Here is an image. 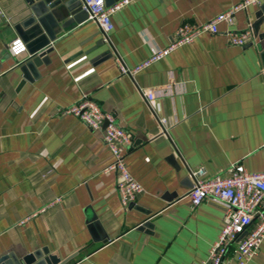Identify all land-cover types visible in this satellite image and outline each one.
Segmentation results:
<instances>
[{
  "label": "crops",
  "instance_id": "1",
  "mask_svg": "<svg viewBox=\"0 0 264 264\" xmlns=\"http://www.w3.org/2000/svg\"><path fill=\"white\" fill-rule=\"evenodd\" d=\"M109 5L118 0H108ZM242 0H137L112 16L111 43L95 23L54 29L37 78L13 57L27 0H0V257L45 250L68 264H197L219 233L225 208L192 207L188 169L228 176L240 164L264 172V40L230 45L226 30H250L260 6L151 63L184 23L201 25ZM82 6V0H73ZM259 33H264L262 24ZM27 45V43H26ZM141 89L154 92L147 101ZM88 97L128 131L130 174L143 192L123 208L101 131L63 109ZM163 118L164 124L158 120ZM248 264H264V240Z\"/></svg>",
  "mask_w": 264,
  "mask_h": 264
},
{
  "label": "built area",
  "instance_id": "2",
  "mask_svg": "<svg viewBox=\"0 0 264 264\" xmlns=\"http://www.w3.org/2000/svg\"><path fill=\"white\" fill-rule=\"evenodd\" d=\"M135 1L137 0H118L106 5L105 0H82V7L87 12L86 21L95 23L103 41L110 44L114 30L112 16ZM262 2L263 0H242L204 24H182L170 45L155 51L147 61L127 67L117 57L120 74L134 78L148 65L164 58L176 48L193 42L202 34L217 33L220 24L232 27L237 12L249 6H260ZM225 35L233 46H244L253 37L250 30L235 33L228 29ZM9 52L13 57H20L27 53V45L20 37H14L9 43ZM141 92L147 101L155 98L152 90L141 89ZM62 112L78 118L92 131H101L103 143L112 156V162L103 169V173L115 175V190L121 206L129 207L143 192L142 186L126 166V156L132 146L130 133L115 123L113 115L104 112L86 96ZM164 121L163 118L158 120L160 125ZM188 170L192 178V188L188 195L191 206L197 207L204 201H211L220 203L225 208L217 238L210 245L206 258L197 264H248L257 255L264 240V172L249 173L240 164H233L228 168V176L209 178L202 167Z\"/></svg>",
  "mask_w": 264,
  "mask_h": 264
},
{
  "label": "water",
  "instance_id": "3",
  "mask_svg": "<svg viewBox=\"0 0 264 264\" xmlns=\"http://www.w3.org/2000/svg\"><path fill=\"white\" fill-rule=\"evenodd\" d=\"M30 6L31 16L18 25L15 30L17 35L27 43V52L30 59L26 61L21 71L29 79V73L37 78V66L39 61L50 51L49 43L56 38L54 29L69 30L87 20V12L82 6L76 5L73 0H27ZM106 5L109 1L105 0ZM264 24V5L259 7L256 21L252 25L253 36L260 41L264 40V33H259ZM264 53V52H263ZM70 259L60 261L49 256L43 251L35 252L21 259L12 255L0 257V264H68Z\"/></svg>",
  "mask_w": 264,
  "mask_h": 264
}]
</instances>
